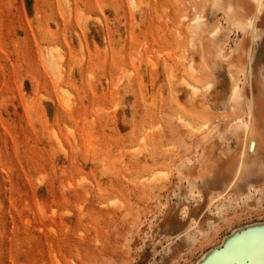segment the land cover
<instances>
[{"label":"rangeland","instance_id":"1","mask_svg":"<svg viewBox=\"0 0 264 264\" xmlns=\"http://www.w3.org/2000/svg\"><path fill=\"white\" fill-rule=\"evenodd\" d=\"M247 1L0 0V264H264Z\"/></svg>","mask_w":264,"mask_h":264},{"label":"bare ground","instance_id":"2","mask_svg":"<svg viewBox=\"0 0 264 264\" xmlns=\"http://www.w3.org/2000/svg\"><path fill=\"white\" fill-rule=\"evenodd\" d=\"M262 17H264V0H248L247 2H244L243 5L241 6V10L239 12V17H238L239 27L243 31L244 40L246 41L248 36L250 39V46H248V48L246 49V60H247L246 69H247V84H248L247 106L249 108V116H251V119L246 121L242 120V127L245 133V137L242 140L243 147H246L248 143H253V141L264 142V133L259 131V129L256 127L257 125L255 121L254 122L251 121L253 117V109L255 102L260 103L259 102L260 95L259 92H257L256 85H254L255 83H254L253 74H254V67L256 66V62H257L256 46L259 44V41L261 40V34H259V23L261 19H263ZM51 57L53 58V56ZM53 60L55 61V59ZM57 66L56 67L59 69V65ZM262 74H264V72H262ZM238 87L239 86L236 85L233 90L234 95H236L237 97H239L240 95V91ZM193 89L195 90V87ZM194 92L197 91L195 90ZM262 104L264 105V102H262ZM238 235H239L238 233L235 234V236ZM209 256L210 254L206 255L204 261H207ZM200 263L203 264L202 261Z\"/></svg>","mask_w":264,"mask_h":264}]
</instances>
